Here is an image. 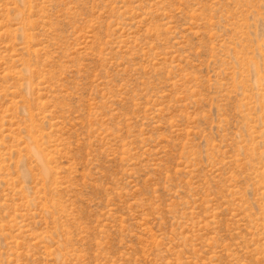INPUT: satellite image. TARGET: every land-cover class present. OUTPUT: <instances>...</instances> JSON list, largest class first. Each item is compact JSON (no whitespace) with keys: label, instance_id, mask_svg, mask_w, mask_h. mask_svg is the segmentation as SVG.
Here are the masks:
<instances>
[{"label":"rangeland","instance_id":"obj_1","mask_svg":"<svg viewBox=\"0 0 264 264\" xmlns=\"http://www.w3.org/2000/svg\"><path fill=\"white\" fill-rule=\"evenodd\" d=\"M0 264H264V0H0Z\"/></svg>","mask_w":264,"mask_h":264}]
</instances>
